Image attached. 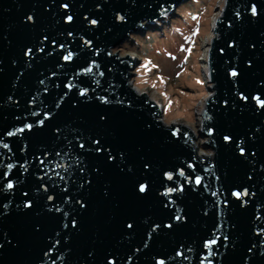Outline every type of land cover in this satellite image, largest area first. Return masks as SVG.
I'll return each instance as SVG.
<instances>
[{
	"label": "water",
	"instance_id": "water-1",
	"mask_svg": "<svg viewBox=\"0 0 264 264\" xmlns=\"http://www.w3.org/2000/svg\"><path fill=\"white\" fill-rule=\"evenodd\" d=\"M185 1L0 0V264H264L256 234L264 228V109L253 99H264V0H225L215 18L207 57L213 93L198 136L163 122L164 111L131 83L134 60L113 53L146 31L143 22ZM45 113L50 118L36 126ZM29 123L31 130L17 131ZM200 139L212 154L199 152ZM9 181L14 187L5 189ZM215 237L216 254L206 260Z\"/></svg>",
	"mask_w": 264,
	"mask_h": 264
},
{
	"label": "rangeland",
	"instance_id": "rangeland-1",
	"mask_svg": "<svg viewBox=\"0 0 264 264\" xmlns=\"http://www.w3.org/2000/svg\"><path fill=\"white\" fill-rule=\"evenodd\" d=\"M201 1L204 4L203 10L197 9L194 4L188 1L185 2L184 6H182L184 4L182 2L176 7L179 8L182 6L181 9L190 10V16L195 17L200 22L199 32H194V34L184 38L177 47H174L170 51L171 54H158L156 63L153 64L154 61L152 62V65L158 66L156 76H151V80L138 86L151 99H156L166 104L168 110L167 113H164V121L168 125L176 122L185 126H191L196 131L197 136V126L200 123L199 119H201L200 113L206 101H208V98L213 93L208 90L210 81L206 71L209 67L207 57L209 54L208 50L210 49V41L214 37L212 28L215 24V18L220 15L223 9L225 0ZM169 14L171 12H168L164 17ZM160 19L155 20V23L156 21L159 23ZM143 24L147 28L148 23L143 22ZM161 40L159 41L158 39L156 41L161 42ZM154 41L155 36L153 35L144 44L148 46V44L150 45ZM161 43L165 42L163 41ZM123 49L124 46L121 44L113 49V53L119 52V55L122 57L125 53L122 51ZM129 52L133 56L131 61L134 60V66L130 72L134 73L140 68L143 59L142 56H138V54L132 51ZM136 62L139 63L137 64ZM158 77H160L161 82H159ZM204 141L206 139L197 141L199 152L206 153L207 155L212 154L211 151L209 152L203 148Z\"/></svg>",
	"mask_w": 264,
	"mask_h": 264
},
{
	"label": "trees",
	"instance_id": "trees-1",
	"mask_svg": "<svg viewBox=\"0 0 264 264\" xmlns=\"http://www.w3.org/2000/svg\"><path fill=\"white\" fill-rule=\"evenodd\" d=\"M206 1L207 0H205V2ZM185 2L182 6L185 5ZM188 2L194 4L199 10H203L204 8V4L201 3V0H189ZM182 6L172 10L171 14L168 16L162 17L159 23L149 24L146 31H139L138 34H133L125 43H122V46H124L122 51L125 52L124 56L127 55L128 51H132L138 54V56H142L143 59L140 68L134 72L136 75L133 79L134 85L140 86L145 84L151 80V76H156V69H158V66L152 65V62L154 61L153 64L156 63V57L159 56L158 54H171L170 51H172L174 47H177L184 38L194 34V32H199L200 22L195 17L190 16V10L181 9ZM153 35L155 36V41L146 46L144 44L145 41ZM158 39L159 41L163 39L161 42L164 41L165 43L156 41ZM136 63L138 64L139 62ZM145 65H147V67H145ZM158 79L159 82H161L160 77H158ZM164 110L167 113L168 109L165 103Z\"/></svg>",
	"mask_w": 264,
	"mask_h": 264
},
{
	"label": "snow or ice",
	"instance_id": "snow-or-ice-1",
	"mask_svg": "<svg viewBox=\"0 0 264 264\" xmlns=\"http://www.w3.org/2000/svg\"><path fill=\"white\" fill-rule=\"evenodd\" d=\"M61 6L64 7V8H67V7H68L67 4H63V5H61ZM251 12H252L253 15H256V14H257V10H256V7H255L254 5L251 6ZM27 19H28L29 21H31L33 18H32L31 16H28ZM66 19H67L68 22H71L72 17L69 15V16H67ZM91 23H92V24H95L96 21H95V20H92ZM69 35H71V33H70ZM44 40H47V37H44ZM53 43H55V42H53ZM60 47H63V45H61ZM37 51H39V52H43L44 49H43V48H40V49H38ZM25 56H26V57H32V56H33V50H32L31 48H28V49L25 51ZM62 59L65 60V61H70V60L72 59V54H71V52H69L68 54L64 55V56L62 57ZM145 67H147V65H145ZM149 70H150V69H149ZM86 71L91 72V71H92V68L89 67L88 69H86ZM53 75H54V74H53ZM100 75H103V73H100ZM229 75H230L231 77L235 78V77H238V76H239V73H238V71H236L235 69H232V70H230ZM41 83H44V81H41ZM66 87H68L69 89H71L72 87H74V85H72L71 82H69V84H67ZM45 91H46V89H45ZM79 95L84 96V95H85V90H81V91L79 92ZM34 99H35V98H33V100H34ZM240 99H241V100H244V101H247V100H248V97L245 96L243 93H240ZM253 99L256 101V103H257L262 109H264V99H261V97H260L259 95L254 96ZM101 102H102V103H108V101L105 100L103 97H101ZM225 103H227V102H225ZM33 115L36 116V115H38V113H33ZM48 118H50L49 114L45 113V116H44L43 119H39V120L36 121V126H43L44 123H45V120L48 119ZM101 119H104V117H101ZM33 126H34V125L31 124V123H29V124H25L24 127L18 128L17 131L22 133V132L25 131V129L31 130V129L33 128ZM57 131H58V130H57ZM177 131H178V130H177ZM175 134H176V133H174V135H175ZM7 135H9V136H14V135H16V132H9V133H7ZM224 139H225L226 141H228V140H230V137L225 136ZM93 143L96 144V145H100V141H99V140H94ZM3 147L7 148L8 145H7V144H4ZM79 147L84 148L85 145H84L83 143H80V144H79ZM96 150H97L98 152L104 151V149L101 148V147H97ZM239 151H240V154H241V155L244 154V149H243V148H240ZM58 155H59V154H58ZM108 159H109V161H114V160L116 159V157H114V156H112V155L110 154V150H109V156H108ZM41 162L43 163V161H41ZM8 167L11 168L12 166L9 165ZM144 167H145V169H148L149 166L146 164ZM190 167H191V165H190ZM177 174H178L179 176H181V177H183V176L185 175V173H184L183 170H179ZM165 176H166V178H167L169 181H171V180L173 179V175H172L171 173H165ZM194 183H195L196 185H200V184H201V178H200V177H196ZM13 187H14V184H13V182H11V181L7 182V183L4 185V188H5V189H12ZM147 187H148V186H147L146 184L141 183V184L138 185L137 190H138V192H140V193H144V192L147 191ZM44 190L47 191L46 188H45ZM173 191H180V192H182V191H184V188H183L182 185L179 186V187H177V188H175V189H173V188H169V189L167 190V193H166V194H169V195H170ZM24 195L27 196V193H24ZM213 195H215V193H213ZM233 195L236 196L237 198H239L242 194H241L240 192H234ZM243 195H245V196L248 195L247 191H245V192L243 193ZM47 199H48L49 201H51V200L53 199V197L49 196V197H47ZM80 203H81V207H84V206H85L82 202H80ZM23 206H24V208H28V209H30L33 205H32V202H31V201H29V200H25ZM166 206H167V205H166ZM7 207H8V205H6V204L3 205V208H4V209H6ZM55 210L58 211V212L61 211L59 208H56ZM64 215L67 216V213H65ZM174 219H175V221H177V222H182V221L184 220V217H182L181 215H176V216L174 217ZM71 223H72V227H75V226H76V222H75V220H72ZM67 226H68V225L65 224V227H67ZM165 227L171 228V227H172V224H167V225H165ZM127 228H128V229H132V228H133V225H132L131 223H129V224H127ZM158 228H159V225H154V226L152 227V232H155ZM256 234L261 236L262 243H264V228H258ZM150 236H151V233H149V237H150ZM219 239H220L219 237H215L214 239H212V240L206 242L205 247H206L207 249H209V251H208L207 256H206L204 259L207 260L208 257H210V256H214V255L216 254V253L212 252L211 249H212L213 245H217ZM223 240L226 242V241L228 240V236L225 235V236L223 237ZM56 243L58 244L59 241H57ZM225 246H226V244H225ZM145 247H147V244H145ZM138 250H139V249H137V251H138ZM251 251H252V249L249 248V252H251ZM130 259H131V257H129V260H130ZM108 264H115V262L112 261V260H109V261H108ZM158 264H164V262L161 260V261H158ZM209 264H211V261H209Z\"/></svg>",
	"mask_w": 264,
	"mask_h": 264
},
{
	"label": "bare ground",
	"instance_id": "bare-ground-1",
	"mask_svg": "<svg viewBox=\"0 0 264 264\" xmlns=\"http://www.w3.org/2000/svg\"><path fill=\"white\" fill-rule=\"evenodd\" d=\"M164 14H166V12H164ZM133 34H134V33H133ZM127 39H129V38H127ZM125 42H126V41H125ZM125 42H124V43H125ZM129 56H130V55H129ZM206 71H207V74H208L209 71H210V68L208 67V68L206 69ZM208 77H209V76H208ZM144 93H145V92H144ZM204 108H205V107H204ZM203 111H204V110H203ZM203 111H202V112H203ZM200 114H202V113H200ZM200 116H201V119H202V115H200ZM163 122H165L164 119H163ZM166 123H167V122H166Z\"/></svg>",
	"mask_w": 264,
	"mask_h": 264
}]
</instances>
